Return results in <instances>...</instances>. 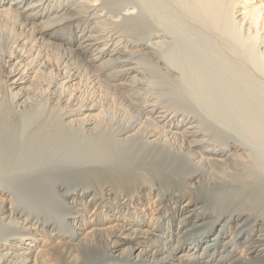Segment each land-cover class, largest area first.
Wrapping results in <instances>:
<instances>
[{"label": "bare ground", "instance_id": "6f19581e", "mask_svg": "<svg viewBox=\"0 0 264 264\" xmlns=\"http://www.w3.org/2000/svg\"><path fill=\"white\" fill-rule=\"evenodd\" d=\"M177 1L231 68L151 0H0V264H264V0Z\"/></svg>", "mask_w": 264, "mask_h": 264}, {"label": "rangeland", "instance_id": "374dc122", "mask_svg": "<svg viewBox=\"0 0 264 264\" xmlns=\"http://www.w3.org/2000/svg\"><path fill=\"white\" fill-rule=\"evenodd\" d=\"M150 1V0H149ZM151 1H153V3H151V2H149L151 5H152V8H153V6L155 7L153 10H156V8L158 9V11L156 10V12L158 13V15H162V17H164V20H167V19H169V18H171L170 20L174 23V25L176 24L177 26V29L178 28H180L179 29V32L181 33V31H182V34H185L186 36H187V38L188 37H190V38H192V42H191V45H193V46H195L196 48H194L193 46H192V50L194 49L195 50V52H194V54L196 55L197 53H196V50H197V47H198V50H203L202 52H204V53H206L205 55L207 56V57H204L205 55H204V53L202 54V52H198L199 54L201 53L202 55H204V56H201V55H197V56H199V57H204L203 59H206L207 58V60L208 59H210L209 57L210 56H208V53L209 54H211L212 55V57H211V59H213V62H215V60H214V58L213 57H217L216 58V61H217V59H219L218 61H219V64L220 63H222L223 62V65L224 66H220V65H222V64H220V65H217V66H215L216 68L215 69H217L218 68V66L220 67L219 68V72L221 73V71H223L221 68H223L224 67V69L226 70L227 68V66L229 65V67L231 68L232 66V64L230 65V63L231 62H233V61H231V58H230V56L228 57V56H226L227 54H225L224 53V51L222 50V48L219 46V44L217 45L216 44V40H214L213 41V37L215 36V38H216V35H213V34H215L214 33V31L212 32V30L208 27V24H207V22L202 18V17H199L193 10V12H191V10H190V8H189V10H187L188 9V7H186V8H183V6H184V4H183V6H182V9L183 10H178L179 8H177V7H180V6H177L178 4L179 5H181L180 3H178L176 6H175V0H174V3H173V1L172 0H151ZM165 1V2H164ZM172 1V2H171ZM177 1V0H176ZM168 2H170L171 4H173V6L170 4V3H168ZM178 2V1H177ZM176 2V3H177ZM155 3H159L158 4V6H157V4L155 5ZM162 3H164V4H162ZM160 5V6H159ZM162 5V6H161ZM160 7H162V12H161V8ZM159 8H160V11H159ZM163 10H165L166 11V13H165V11H163ZM182 13H181V12ZM160 12V13H159ZM163 13H165V14H163ZM167 15H169V16H167ZM168 17V18H167ZM167 18V19H166ZM169 22V21H168ZM171 22V23H172ZM172 23V24H173ZM211 30V31H210ZM189 38V39H190ZM217 42H218V40H217ZM203 47V48H202ZM222 53V54H221ZM219 54H221V55H219ZM227 57V58H230V61H229V59H227L225 56ZM226 58L227 59V61H226V59H224V58ZM210 59V60H211ZM223 59V60H222ZM220 60L222 61V62H220ZM217 61V62H218ZM227 62H229V64L227 63ZM228 64V65H227ZM228 67V68H229ZM237 68H238V65H237ZM224 70V71H225ZM223 71V72H224ZM232 74H228L227 76H228V78H231L229 81H227V82H225V86L227 87H225L224 85H223V83H222V85H223V87L221 86V84H219L218 85V87H217V90H219L218 92L222 95H220L219 93V96L220 97H223V98H228V99H232V98H236V100H237V104L238 103H240V104H242V106H244L243 105V103H248L247 101H249V103L251 102H253L254 101V99L256 98V99H258V101L257 100H255V102H254V104H252L254 107L256 106V105H258L259 106V109H258V106H256L255 107V109H254V107L251 105H249V108L247 107V105H245L244 106V111L242 110V109H239V108H241V107H238L237 105V108H236V106H233L234 105V102H236V100L234 101V99H232L233 100V103L231 102L232 100H230V102L228 101V103L227 104H231L230 106L232 107L231 109H230V107H229V109L233 112H236L234 109L236 108L237 109V111L239 112V110H241V111H243L242 113H243V115L244 114H246L245 115V117L246 118H252V117H254L255 116V114L253 115V113L252 112H254V113H258V115H257V117L259 118V117H261V114L264 116V95H263V90H264V86H262L261 87V84L259 85H257L258 87L256 88V89H258V88H260L261 87V89H259V90H256L255 91V87L252 89L251 87H253L252 86V83L253 84H255V82H253L252 80H251V83H249L248 85H250V86H247V85H244V83H241V82H239L240 80L242 81V76L240 75V74H238L237 75V77H239L240 79H238L237 77H232L231 76ZM226 76V77H227ZM232 78H233V80H232ZM239 80V81H238ZM255 81V80H254ZM235 82V84H234V86L236 85V84H238V86L236 87L235 86V88H234V86L232 87V85H231V87L229 86L230 84L229 83H234ZM237 82V83H236ZM227 83V84H226ZM263 85V84H262ZM245 86V87H244ZM239 87H241L240 88V90H242V91H240L241 93H239ZM247 87V88H246ZM250 89H249V88ZM219 88V89H218ZM245 90H244V89ZM221 89V90H220ZM226 89V90H225ZM251 89L253 90V92L255 93V94H258L259 95V92H260V96H262V97H258V95H256L257 97H255V95L254 94H252L253 92L251 91ZM223 90V91H222ZM228 90V91H227ZM232 90V91H231ZM261 90V91H260ZM225 91V92H224ZM226 91H227V93H226ZM229 91H231V92H229ZM238 91V92H237ZM244 91V92H243ZM245 91H247V92H245ZM249 91H251V92H249ZM258 91V92H257ZM257 92V93H256ZM223 93V94H222ZM235 93H236V95H235ZM243 93V96L241 95ZM249 95H248V94ZM262 93V94H261ZM228 94V95H227ZM231 94H233V95H231ZM245 94H247V96L245 95ZM250 94H252V95H254L253 96V100L252 101H250L251 99V97H252V95H250ZM240 95V96H239ZM230 96H232V97H230ZM237 96H239V97H241V98H239V97H237ZM249 96V97H248ZM251 96V97H250ZM230 97V98H229ZM242 97H244V98H242ZM255 97V98H254ZM238 98V99H237ZM249 98V99H248ZM227 99V100H228ZM242 101H244V102H242ZM224 100V99H223ZM225 101V100H224ZM225 103H226V101H225ZM250 103V104H251ZM257 103V104H256ZM239 105V104H238ZM235 107V108H234ZM251 107H253V111L251 112ZM234 108V109H233ZM239 109V110H238ZM250 110V112L248 111V110ZM254 110H256V111H254ZM258 110V111H257ZM228 113L230 112L229 110L227 111ZM231 112V115L233 116L234 114L238 117L239 115V119H240V117H241V119H243L242 118V114L240 113L239 115H237V112L236 113H232ZM246 112V113H245ZM228 113H226L227 115H229ZM252 113V114H251ZM248 114H250L249 116L250 117H248ZM234 115V117L236 118V116ZM242 115V116H241ZM230 116V115H229ZM262 116V117H263ZM233 117V119H235ZM256 117V116H255ZM261 117V118H262ZM230 118H231V116H230ZM238 118H236V120H237V122H239L240 120L238 119ZM235 120V121H236ZM263 120H264V118H263ZM230 121V120H229ZM234 121V120H233ZM236 122V123H237ZM230 123H233V122H231L230 121ZM233 124H235V122L233 123ZM233 126V125H232ZM235 126V125H234ZM236 127L238 128L237 129V131L239 130V124H237V126H235V129H236ZM234 128V127H233Z\"/></svg>", "mask_w": 264, "mask_h": 264}]
</instances>
